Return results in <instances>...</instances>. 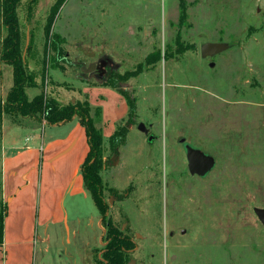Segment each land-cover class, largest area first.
Here are the masks:
<instances>
[{"label": "rangeland", "instance_id": "rangeland-1", "mask_svg": "<svg viewBox=\"0 0 264 264\" xmlns=\"http://www.w3.org/2000/svg\"><path fill=\"white\" fill-rule=\"evenodd\" d=\"M57 2L17 7L33 82L26 94L60 106L67 92L76 98L70 104L91 106L102 134L106 222L134 245L124 264H264V225L255 214L264 210V0H65L55 11ZM6 36L0 0V112L13 87L12 67L1 60ZM205 44L228 50L204 59ZM96 91L99 103L108 93L126 101L107 103L112 119L127 115L104 124L103 107L89 94ZM10 114L0 121L4 226L2 122ZM120 129L125 139L114 147L110 138ZM182 139L214 157L208 177L189 174ZM88 195L66 201L68 229L52 227L33 264H103L104 218Z\"/></svg>", "mask_w": 264, "mask_h": 264}, {"label": "crops", "instance_id": "crops-1", "mask_svg": "<svg viewBox=\"0 0 264 264\" xmlns=\"http://www.w3.org/2000/svg\"><path fill=\"white\" fill-rule=\"evenodd\" d=\"M97 93L89 94L92 104L103 107L104 124L109 126L110 121L127 115L112 119L116 112L107 103L126 101L108 93V102L99 103ZM60 94L57 99L62 107L76 99ZM10 116L2 122V196L7 213L0 264H33L36 244L53 237L51 228L65 225L68 229L66 201L89 196L81 174L89 139L78 117L51 125L40 117ZM41 129L44 135H38Z\"/></svg>", "mask_w": 264, "mask_h": 264}, {"label": "trees", "instance_id": "trees-1", "mask_svg": "<svg viewBox=\"0 0 264 264\" xmlns=\"http://www.w3.org/2000/svg\"><path fill=\"white\" fill-rule=\"evenodd\" d=\"M21 0H1V15L3 25L6 28L7 36L2 43V62L10 65L13 70V87L6 98V105L0 112V121L5 113H16L21 117H40L43 116L47 124L56 125L71 121L78 117L81 124L86 128L89 139L90 151L85 163L82 166L81 174L83 177L85 191L91 194L92 200L101 215L103 216V228L106 229L107 245L101 255L103 264H124V256L134 249L132 241L124 236L121 231L115 228L110 221L106 222L107 206L103 197V184L101 170L103 162L101 158L102 134L96 128L92 117V108L88 102L59 106L54 100H47L45 95L36 96L29 100L26 89L33 86L32 78L24 63L21 52V35L19 21L17 18V7ZM65 0H58L53 10L61 8ZM52 10V12H53ZM54 16H50L46 26V52L49 48L51 39V28ZM51 45L57 55H61L57 44L62 40L55 36ZM45 52V53H46ZM129 111L133 112L134 107L128 101ZM95 117L99 119L101 112L96 110ZM130 121V120H129ZM125 130H118L110 138V143L116 147L125 139ZM5 213V211H4ZM4 213L0 219V246L4 241Z\"/></svg>", "mask_w": 264, "mask_h": 264}, {"label": "water", "instance_id": "water-1", "mask_svg": "<svg viewBox=\"0 0 264 264\" xmlns=\"http://www.w3.org/2000/svg\"><path fill=\"white\" fill-rule=\"evenodd\" d=\"M227 50L228 46H226L225 44H205L201 47V56L204 59L213 58L226 52ZM214 66V63L210 64L211 68H214ZM138 130L144 134H148L146 126L142 123L139 124ZM153 140L154 138L150 137L148 139V142L151 143ZM180 143L183 145V149L186 155L189 174L191 176H197L202 179L208 177L216 167V160L214 159V157L192 146L191 144L186 142L185 139H182ZM255 214L264 225V210L255 209Z\"/></svg>", "mask_w": 264, "mask_h": 264}, {"label": "flooded vegetation", "instance_id": "flooded-vegetation-1", "mask_svg": "<svg viewBox=\"0 0 264 264\" xmlns=\"http://www.w3.org/2000/svg\"><path fill=\"white\" fill-rule=\"evenodd\" d=\"M215 57H216V56H215ZM148 134H149V132H148ZM148 134H145V135H148ZM150 137H153V136L150 135V136L148 137V139H149ZM153 138H154V137H153Z\"/></svg>", "mask_w": 264, "mask_h": 264}]
</instances>
